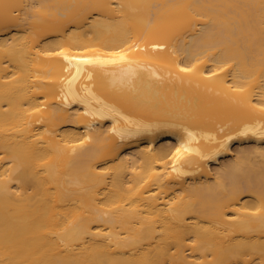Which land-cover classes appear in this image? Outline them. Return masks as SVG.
<instances>
[{
  "label": "bare ground",
  "instance_id": "6f19581e",
  "mask_svg": "<svg viewBox=\"0 0 264 264\" xmlns=\"http://www.w3.org/2000/svg\"><path fill=\"white\" fill-rule=\"evenodd\" d=\"M0 264H264V0H0Z\"/></svg>",
  "mask_w": 264,
  "mask_h": 264
},
{
  "label": "rangeland",
  "instance_id": "374dc122",
  "mask_svg": "<svg viewBox=\"0 0 264 264\" xmlns=\"http://www.w3.org/2000/svg\"><path fill=\"white\" fill-rule=\"evenodd\" d=\"M48 38L47 39H52L51 37H53V36H47ZM170 143V142H169ZM233 147H234V149H238V148H240L241 146H239L237 143H235L234 145H233ZM232 159V155L231 154H229V153H227V154H225V155H223L222 157H221V163H222V161L223 162H226V161H229V160H231ZM31 190V189H30ZM248 194V195H247ZM244 193V199H246V198H248V200H251V201H253L254 199L252 198V197H250L249 195V193ZM251 210H253V211H256L257 210V208L255 207V206H253L252 207V209Z\"/></svg>",
  "mask_w": 264,
  "mask_h": 264
}]
</instances>
